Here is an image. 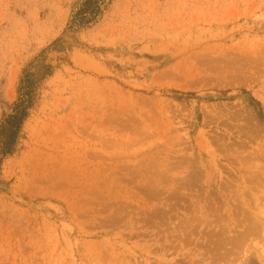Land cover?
<instances>
[{
  "label": "rangeland",
  "instance_id": "374dc122",
  "mask_svg": "<svg viewBox=\"0 0 264 264\" xmlns=\"http://www.w3.org/2000/svg\"><path fill=\"white\" fill-rule=\"evenodd\" d=\"M80 2L0 0V264H264V0Z\"/></svg>",
  "mask_w": 264,
  "mask_h": 264
},
{
  "label": "trees",
  "instance_id": "16d2710c",
  "mask_svg": "<svg viewBox=\"0 0 264 264\" xmlns=\"http://www.w3.org/2000/svg\"><path fill=\"white\" fill-rule=\"evenodd\" d=\"M107 0H81L78 8L73 12L68 28L84 27L92 24L100 16ZM38 78L24 71L18 88V96L12 105L11 113L3 116L0 121V141L3 142L0 167L5 156L9 155L20 134L22 125L33 106L35 83Z\"/></svg>",
  "mask_w": 264,
  "mask_h": 264
},
{
  "label": "water",
  "instance_id": "95a60500",
  "mask_svg": "<svg viewBox=\"0 0 264 264\" xmlns=\"http://www.w3.org/2000/svg\"><path fill=\"white\" fill-rule=\"evenodd\" d=\"M1 145V144H0ZM1 147V146H0ZM0 156H1V148H0Z\"/></svg>",
  "mask_w": 264,
  "mask_h": 264
}]
</instances>
